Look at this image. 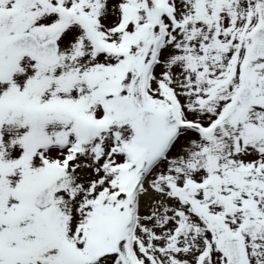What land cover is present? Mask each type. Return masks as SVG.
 Instances as JSON below:
<instances>
[{"label": "snow or ice", "instance_id": "6c2138e0", "mask_svg": "<svg viewBox=\"0 0 264 264\" xmlns=\"http://www.w3.org/2000/svg\"><path fill=\"white\" fill-rule=\"evenodd\" d=\"M0 264H264V0H0Z\"/></svg>", "mask_w": 264, "mask_h": 264}]
</instances>
